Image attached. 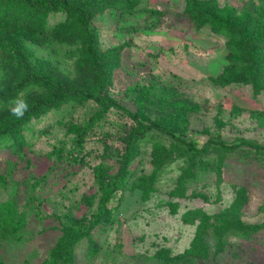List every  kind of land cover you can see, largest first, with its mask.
Returning <instances> with one entry per match:
<instances>
[{
  "label": "rangeland",
  "instance_id": "1",
  "mask_svg": "<svg viewBox=\"0 0 264 264\" xmlns=\"http://www.w3.org/2000/svg\"><path fill=\"white\" fill-rule=\"evenodd\" d=\"M65 1L88 13L98 64L85 57L75 16L26 0L0 4V232L15 226L0 238V264H157V250L182 254L197 234L209 257L198 264H264V151L249 147L264 148V92L220 85L225 39L193 28L187 0H130L127 16L124 0ZM215 1L240 10L263 0ZM29 74L123 109L78 95L22 122L24 145L1 142L20 121L8 111L15 95L28 105L51 96L35 87L12 95ZM128 113L180 139L233 149L193 156L162 131L139 133ZM125 158L124 185L105 201L97 172L112 175ZM215 225L242 227L224 247Z\"/></svg>",
  "mask_w": 264,
  "mask_h": 264
},
{
  "label": "trees",
  "instance_id": "2",
  "mask_svg": "<svg viewBox=\"0 0 264 264\" xmlns=\"http://www.w3.org/2000/svg\"><path fill=\"white\" fill-rule=\"evenodd\" d=\"M13 0H0V4L5 2L9 4ZM29 5L34 9L40 10H50V11H63L67 14L75 16L78 20V24L83 30L84 36V51L85 57H87L92 63L98 64L100 61L99 54L96 50L97 41L94 30L90 27L88 22V13L82 7L77 5H72L65 0H39L37 3H30L26 0ZM126 4L122 5L124 8L129 7L130 0H124ZM192 2V3H191ZM118 9H121L120 3L118 4ZM248 5V6H247ZM246 6H243L240 10L235 8H220L215 0H187L184 4L185 15L190 19L193 25V28L196 29H210V33L217 34L222 36L225 39V49H226V67L224 70V75H221L220 78L223 80V84H250L253 86L255 93L264 92V0L258 1L257 3L251 2L247 3ZM251 6L252 11H246L247 7ZM131 6L127 12H120L121 15L127 16L129 13H134L130 11ZM237 14V15H236ZM5 17L7 15L5 14ZM206 27V28H205ZM11 43V41H8ZM31 50V47L28 46ZM23 49V47H17L15 50ZM227 77V79H226ZM20 84L17 86L12 95L19 92L23 87H35L49 89L50 98L48 100H36L29 105L28 111L25 113L24 117L20 119L19 124L15 127L7 126L4 131V135L7 137L5 141L9 145H20L25 144L23 128L20 126L22 122L31 120L40 112L49 111L50 109H56L60 105H63L64 102L73 99L74 97L80 95L85 96L90 99H94L98 102L102 108H116L123 109L118 104L113 103L110 100L102 99L100 96L92 97L84 93L67 91L63 89L58 83L51 81L50 79L45 78L41 74H32L22 77ZM17 95H15L16 98ZM25 98V97H23ZM14 99V98H13ZM8 107V106H7ZM129 118H131L136 127L139 130V133L143 134V130L156 129L162 131L173 141L181 145L188 153L193 156L202 155L208 150L215 147L220 150H231L233 147H228L226 144L220 141H216L210 138H207L200 145L197 140L189 139L184 140L174 136L172 133L164 130H160L157 126L153 124H147L146 120L141 117H138L136 114L128 113ZM87 129L84 128L79 131L77 135V141L80 143L83 135L87 133ZM243 144H238L234 146V149L240 148ZM250 149H262L264 148L256 147L252 144H249ZM123 165L118 167L117 172L112 175H107L101 172H97V179L107 185L105 192L106 200L108 201L111 197L113 191L119 189L121 185H124L126 167L129 162L127 158L123 159ZM106 213L105 204L100 205V216ZM101 218V217H100ZM98 221V220H96ZM228 224V222H225ZM229 228L221 230L217 225L213 227L212 232L213 238L217 240L218 243H222L223 246H227V242H224L223 239L231 236V231L239 232L241 229ZM212 228V225L210 226ZM15 226L8 227L6 230L0 232L1 239L10 237L13 233ZM83 229L73 230V237H80L81 231ZM236 232V233H237ZM208 247L204 241L199 237V234L196 235L194 241L191 243L190 247L182 254L172 256L170 252L166 249H159L154 254V259L157 261V264H198L199 261H204L208 257ZM72 251V246L68 247L67 253L70 254ZM90 251L92 255L96 256L97 246L90 245ZM55 264V261L53 262Z\"/></svg>",
  "mask_w": 264,
  "mask_h": 264
},
{
  "label": "clouds",
  "instance_id": "3",
  "mask_svg": "<svg viewBox=\"0 0 264 264\" xmlns=\"http://www.w3.org/2000/svg\"><path fill=\"white\" fill-rule=\"evenodd\" d=\"M28 109V102L23 97L18 96L9 102L8 111L10 115L15 117L16 119H22Z\"/></svg>",
  "mask_w": 264,
  "mask_h": 264
}]
</instances>
